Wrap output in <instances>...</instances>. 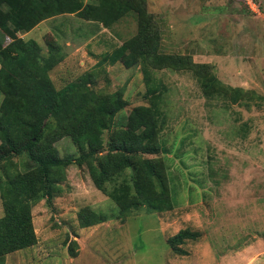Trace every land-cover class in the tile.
<instances>
[{
  "label": "rangeland",
  "instance_id": "obj_1",
  "mask_svg": "<svg viewBox=\"0 0 264 264\" xmlns=\"http://www.w3.org/2000/svg\"><path fill=\"white\" fill-rule=\"evenodd\" d=\"M117 1L76 0L80 13L48 18L17 36L34 40L43 54L49 45L60 48L63 60L49 72L57 90L90 73L95 91L122 94L126 106L116 127L102 133L100 156L134 108L156 107L131 57L97 66L136 36L139 13L141 25L159 35V53L206 65L148 68L161 96L153 99L160 152L142 157L162 160L170 208L154 211L133 196L120 204L96 189L88 165H70L51 204L31 208L36 243L0 264H264V0H252L254 7L246 0H121L135 6L122 13ZM241 32L242 43L234 42ZM211 76L217 87L207 98L201 83ZM55 147L60 157L77 155L69 138ZM26 171L17 157L0 161V188ZM91 213L104 221L81 228L78 219ZM183 230L198 237L171 245Z\"/></svg>",
  "mask_w": 264,
  "mask_h": 264
},
{
  "label": "trees",
  "instance_id": "obj_2",
  "mask_svg": "<svg viewBox=\"0 0 264 264\" xmlns=\"http://www.w3.org/2000/svg\"><path fill=\"white\" fill-rule=\"evenodd\" d=\"M75 1L0 0V161L17 157L27 170L13 175L0 188L3 206L0 260L36 243L31 208L42 200L51 204L60 192L59 182L65 179L64 170L70 165H88L96 189L120 204L133 196L135 200L147 202L154 211L170 208L162 160L142 157L160 152L157 137L161 113L153 99L161 101V96L156 94L148 68L177 71L206 68V65L195 64L190 58L159 53V35L148 29L149 24L141 25L143 17L139 13L141 20L137 18L136 36L127 45L102 56L97 66L107 62L114 65L122 60L128 63L127 57H131L134 64H140L149 87L145 96L154 101L156 107L153 110L151 107L134 108L125 128L116 130L118 140L108 142L106 154L100 156L102 133L116 127L115 115L126 106L122 94L95 91L91 87L94 80L90 73L57 90L49 72L63 60L60 48L49 45L47 54H43L34 40L24 41L17 36L48 18L80 13L81 4ZM116 5L121 13L135 8L134 4L126 6L121 0ZM103 27L107 25L103 23ZM194 71L200 76L197 69ZM201 86L207 98L211 95L209 90L217 87L213 76L203 78ZM222 93L223 89L214 91L215 96ZM63 138L70 139L77 155L59 156L55 144ZM97 160H102L103 165L92 166ZM128 169L130 174H127ZM102 219L91 213L90 218L78 219L79 226L91 227L103 222ZM196 237L197 233L183 230L170 238L169 243L195 241Z\"/></svg>",
  "mask_w": 264,
  "mask_h": 264
},
{
  "label": "crops",
  "instance_id": "obj_3",
  "mask_svg": "<svg viewBox=\"0 0 264 264\" xmlns=\"http://www.w3.org/2000/svg\"><path fill=\"white\" fill-rule=\"evenodd\" d=\"M233 29H235V27H233ZM31 31H29L27 34H30ZM26 34V33H25ZM25 34H18V35H25ZM237 35V36H236ZM236 35L234 36V42H237V38L239 39V43H242V35H244L242 32L241 33H236Z\"/></svg>",
  "mask_w": 264,
  "mask_h": 264
},
{
  "label": "built area",
  "instance_id": "obj_4",
  "mask_svg": "<svg viewBox=\"0 0 264 264\" xmlns=\"http://www.w3.org/2000/svg\"><path fill=\"white\" fill-rule=\"evenodd\" d=\"M247 4L250 5L251 7H254V4L252 3V0H246ZM254 12V11H253Z\"/></svg>",
  "mask_w": 264,
  "mask_h": 264
}]
</instances>
